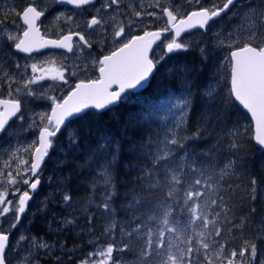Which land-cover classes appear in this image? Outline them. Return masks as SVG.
Here are the masks:
<instances>
[{"label":"snow or ice","instance_id":"snow-or-ice-1","mask_svg":"<svg viewBox=\"0 0 264 264\" xmlns=\"http://www.w3.org/2000/svg\"><path fill=\"white\" fill-rule=\"evenodd\" d=\"M55 2L90 7L93 14L84 30L74 31L73 15L61 13L55 19L63 18L70 27L58 28L51 38L47 29L41 31L48 8L38 0H17L0 10V135L17 140L16 146L0 143V154L8 157L0 170V264H41L42 255H52V244L19 228L60 138L66 134V145L75 151L85 135H92L90 127L76 129L73 123L111 111L151 87L168 54L197 51L202 63L210 60L212 49L192 30L212 31L230 13L236 27L215 31L214 47L223 53L222 67L230 69L229 95L255 120L254 139L264 151V0H221L207 7L202 0H151L147 5L100 0L98 7L97 0ZM94 43L109 51L94 56ZM154 45L162 50L158 57ZM45 49L63 51L43 53L46 59L37 60L33 54ZM188 72L166 73L184 87L183 95L170 97L169 111L176 110L172 124L138 133V139L97 130L84 163L76 165L88 173L83 186L91 208L83 218L89 233L94 235L99 214L107 223L103 235L118 234L121 240L88 253L79 264H126L127 253L138 264H264V216L254 223L259 216L254 206L241 215L233 203V193L241 190L233 186L238 171L243 170V191L251 202L264 200V173L251 172L242 160L243 126L229 128L215 85L209 82L194 94ZM37 102H44L46 110L31 107ZM148 115L145 110L137 122ZM28 132L32 138L21 142L20 134ZM125 167L128 182L120 179ZM47 179L56 184L63 204L78 209L67 177L63 182ZM64 223L75 224V218Z\"/></svg>","mask_w":264,"mask_h":264},{"label":"trees","instance_id":"trees-1","mask_svg":"<svg viewBox=\"0 0 264 264\" xmlns=\"http://www.w3.org/2000/svg\"><path fill=\"white\" fill-rule=\"evenodd\" d=\"M183 61V65L180 68L181 71L187 68L189 70V82H195L196 84V87L192 89L193 93L195 94L197 91L203 90V87H206L209 83V77L207 78L205 67L199 69L197 62H195V58L190 56V54L185 55ZM229 71L230 70L225 71V69L219 70L221 73L219 78L221 80L217 83L215 88L216 92L220 93L222 99H220L218 103L222 108L226 109L229 115V128L233 125L236 127L243 126L241 128V131L244 132V151L241 153L242 160L246 162L247 168L251 172L261 174L264 173V151H261L254 143L253 126L250 117L229 95ZM216 72L217 71H214L212 73L215 74ZM161 87L162 89L160 92L159 85L156 86L155 77L151 84V90H149L145 98L140 97L134 102H126L121 107H117L116 110L114 109V111H105L101 114L96 113L87 121H77L78 124L76 125V129L82 127L87 129L90 127L92 135H85L81 147L75 151H72L66 146V149L58 155V160L62 161V164L57 165L54 162L51 163L50 176L53 178V181L60 179L61 182H63L65 177L68 178V191L76 200L78 209L68 208L62 203L59 199V191L55 183H49L48 186L43 185V191L45 195L48 196L46 200L47 207H44L42 203L43 210L34 218L33 223L36 227H34L33 230L36 236L52 244L54 250L51 256L42 255L41 264H45V261H47L48 264H56V256L60 257V264H79L82 258H86L88 253L96 251L97 248L104 247L112 242L118 245L121 243L118 234H114L111 238L103 235L107 223L105 220L99 218V214H97V219L94 220V227L92 229L94 235L89 233L87 222L83 218V215L87 214L91 208L86 199L89 195V190L83 186L85 183L83 177L87 176L88 173L79 171L76 165L78 163H84V154L95 138L97 130L118 133L120 137H126L127 139H138L139 137L137 134H149L148 129H152L153 131L164 129L166 123L162 122L160 119L162 117H158L154 114L156 112L153 110L152 106L160 97L163 98L167 96L169 90L176 89V91L183 94L184 87L181 79H177L176 83L175 78L167 74H163ZM145 110H147L149 114L148 118L142 119L138 123L137 118L143 116ZM126 129L127 131H125ZM124 163L127 165L129 160L126 158ZM128 171V168L125 167L124 172L120 176L123 182H128ZM243 175V170H241L237 172L234 178L235 184L233 186L239 185L241 190L233 193V203L236 205L241 215H244L250 207L254 206L259 214V216L254 218L255 223L264 212V208L259 198L257 202H251L246 198L243 190L247 185V180L242 179ZM129 187H131L130 184ZM65 218L68 220L75 218V224H65ZM40 223H43L44 227H40ZM236 246L239 247V243H237ZM113 255L115 256L117 254L114 253ZM124 259L126 264H138L137 257L132 253L124 254Z\"/></svg>","mask_w":264,"mask_h":264},{"label":"rangeland","instance_id":"rangeland-1","mask_svg":"<svg viewBox=\"0 0 264 264\" xmlns=\"http://www.w3.org/2000/svg\"><path fill=\"white\" fill-rule=\"evenodd\" d=\"M133 2V0H132ZM151 0H142L141 4L147 5L148 3H150ZM162 2L167 3V0H162ZM221 0H202V3L204 4V6H210L212 3H220ZM146 3V4H145ZM236 10H233V12H235ZM236 27V17L233 13H230L228 16H225L222 20H220L219 24L214 26L212 31H209L207 33H204L203 31H195V39L200 40L203 39L204 42L212 49V55H211V59L210 60H206L203 63L201 62V57L199 52L197 51H188L190 52V56H192L193 58H195V62H197L199 69H202L205 67L206 72H207V78L209 76V80L214 81L213 84L216 86V80L220 81L221 79L219 78L221 76V73L219 72V70L224 69V67H222V65H224L225 61L223 60V53L219 52L217 49H215L214 47V43H215V37H214V32L218 31L220 28H224L227 29L228 31L233 30ZM187 35V34H186ZM161 48H159L157 55L160 56L161 55ZM188 52H179V53H175L173 54H168V56L166 57V67L171 66L172 63H174V67L175 69L178 67V70H181V66L183 65V60H184V56L188 53ZM94 55V54H93ZM71 56V55H69ZM96 56V55H94ZM42 59H46V57L44 55L38 56L37 60H42ZM60 58L57 57V62L59 63ZM66 63H71V61H66ZM1 66V65H0ZM230 70V69H229ZM214 71H217L215 74L212 73ZM167 71H165L164 74H166ZM211 73V74H210ZM168 75V74H167ZM212 75V76H211ZM80 78H83L82 76ZM75 80L70 81V83H74ZM183 95L181 92L179 91H174L172 93H169L168 96H165L163 98H160L152 107L153 110L156 112L154 113L155 115H157L158 117H162L160 118L162 120L163 123H166L165 127H168L170 124H172V122L174 121L175 117L173 116V112H175L176 110L173 109L172 112L169 111V108L171 107V101H170V97H178ZM137 99H132L131 102L136 101ZM31 107L35 108L37 111H42V110H46V104L44 102H37V104H33ZM164 117V118H163ZM78 124L77 121H75L72 125L73 128H76V125ZM13 130H17L19 127V122H17L16 124L12 125ZM164 127V128H165ZM32 138V133L28 132V133H21L20 134V141L21 142H26L27 140H30ZM10 141L12 145L16 146L17 145V140L13 137H8L5 135L0 136V143H6ZM66 134L65 136H62L60 138L59 144L57 146H55V149L52 152V160L51 161H47V165L46 167L43 169V182H42V186H41V190L38 193L39 196L36 200L32 201L29 205V208L26 212V214L24 215L21 224L23 225V227L19 228L20 232H23L25 234H27L29 231L31 233V235L36 236V233H34L33 228L36 227V225L33 223L34 222V218L36 217V215L40 214L43 210V206H42V201H45V198L48 199V196L45 195L44 191H43V185L48 186L49 182H48V177L50 176V171H51V163L54 162L56 160H58V155L60 154V152H63L66 149ZM59 148V149H58ZM7 155L6 154H0V170H4L3 169V164L4 161L7 159ZM26 158V157H25ZM13 167H15V162H13ZM2 179V178H0ZM3 188H0V191H3ZM21 191H23V187L21 188ZM19 195V194H17ZM9 196H11L9 199H12V195L11 193H9ZM262 204H263V208H264V200H261ZM15 203V200H14ZM261 216H264V212L262 213ZM260 216V217H261ZM11 222V213L4 218V223L5 225H7L8 223ZM39 226V225H38ZM44 227L43 223H40V227ZM38 237V236H37ZM50 244V243H49ZM94 252V251H93Z\"/></svg>","mask_w":264,"mask_h":264},{"label":"flooded vegetation","instance_id":"flooded-vegetation-1","mask_svg":"<svg viewBox=\"0 0 264 264\" xmlns=\"http://www.w3.org/2000/svg\"><path fill=\"white\" fill-rule=\"evenodd\" d=\"M141 1L142 0H133V2H132V0H124V3H126V4L139 3V4H141ZM16 2H17V0H0V10H2L4 7H8L9 5L14 4ZM99 2H100V0H97V7L99 6ZM38 3L41 6H46L48 8V11L46 12L45 17L41 18V20H42L41 31L44 32L45 29H47V32H48V34H49V36L51 38H55V33L57 32L58 28H63L65 31H67V29L70 27V25H68V24H66L64 22L63 18H61L60 20H56L55 19V17L60 15L61 13L68 14V15H73L74 22H73V25L71 27L73 28L74 31H76V30H84V24H85L86 20L90 19V15L93 14L90 7L86 8V10L75 9L72 5L56 4L55 0H38ZM10 19H15V17H11ZM118 19H123V17L118 16ZM76 24H79L80 27L79 28L75 27ZM85 35L87 37V31H85ZM95 39L96 38L93 37V40H95ZM2 45H3V39L0 38V47H2ZM159 48L160 47H157L155 45L153 46V52H154L155 56H157V57H158L157 52H158ZM60 51H63V50L45 49V50H42V53H34L33 55L36 56V58H37L38 56L43 55V53H48V52H57V53H59ZM101 51H103L106 54L109 51V48L106 45H100L99 43H94L93 54L96 55L97 57H99L100 54H101ZM19 55L22 56L24 54H19ZM68 55H71V54H68ZM168 69L178 70V67L175 69L174 63H172L171 66H169V67H166V64H165V68L162 69L160 71V73L156 76V86L159 85V91L160 92H161V89H162L161 85H162L163 74ZM92 78H95V76H93ZM175 81L177 83V79L176 78H175ZM149 90H151V87H148L145 90L141 91L140 94H138V95L130 96L127 99L126 102L130 103L133 98L134 99H138L140 97H144L145 98L146 95L148 94ZM174 91H176V89L175 90H169L168 94L172 93ZM168 94H167V96H168ZM160 98H162V97H160ZM126 102H124V103H126ZM124 103H121L118 107H121ZM116 108H114V109L116 110ZM114 109H112L111 111H114ZM105 111L98 112L97 114H101V113H103ZM10 124H12L11 121H10ZM46 165H47V161H46ZM46 165H45V167H46ZM40 178H41V185H40V187L38 189V193L41 190L40 188H41L42 182H43V175H41ZM23 190H24V188H23ZM38 196H39V194L34 196L33 200H31V202L36 200L38 198ZM10 197L11 196H9V198ZM23 217H22V219H23ZM22 219H21V221H22Z\"/></svg>","mask_w":264,"mask_h":264},{"label":"water","instance_id":"water-1","mask_svg":"<svg viewBox=\"0 0 264 264\" xmlns=\"http://www.w3.org/2000/svg\"><path fill=\"white\" fill-rule=\"evenodd\" d=\"M197 29H193L192 31H196ZM233 98V100H234V102L243 110V111H245L247 114H248V116L250 117V119H251V121H252V126H253V140H254V143L256 144V146L257 147H259L260 148V146L256 143V141H255V139H254V135H255V120L251 117V114L250 113H248L247 112V110L246 109H244L243 108V106L239 103V101H236L235 99H234V97H232ZM29 203H30V201H29ZM28 206H29V204H28ZM24 215V214H23Z\"/></svg>","mask_w":264,"mask_h":264},{"label":"bare ground","instance_id":"bare-ground-1","mask_svg":"<svg viewBox=\"0 0 264 264\" xmlns=\"http://www.w3.org/2000/svg\"><path fill=\"white\" fill-rule=\"evenodd\" d=\"M210 74H211V73H210ZM211 76H212V75H211ZM208 77H209V76H208ZM209 79H210V78H209ZM209 79H208V80H209ZM206 81H207V80H206ZM208 82H209V81H208ZM204 86H205V84H204ZM58 149H59V148H58ZM47 192H48V191H47ZM70 260H71V259H70Z\"/></svg>","mask_w":264,"mask_h":264}]
</instances>
